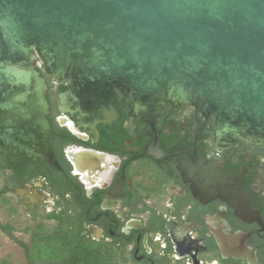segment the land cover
I'll use <instances>...</instances> for the list:
<instances>
[{
    "label": "flooded vegetation",
    "instance_id": "af4514ba",
    "mask_svg": "<svg viewBox=\"0 0 264 264\" xmlns=\"http://www.w3.org/2000/svg\"><path fill=\"white\" fill-rule=\"evenodd\" d=\"M36 69L55 163L0 145V236L21 248L63 219L114 264H264V144L216 141L191 105L138 119L117 88L93 108L61 99L71 77Z\"/></svg>",
    "mask_w": 264,
    "mask_h": 264
},
{
    "label": "water",
    "instance_id": "95a60500",
    "mask_svg": "<svg viewBox=\"0 0 264 264\" xmlns=\"http://www.w3.org/2000/svg\"><path fill=\"white\" fill-rule=\"evenodd\" d=\"M37 65L71 77L61 99L117 88L138 119L191 105L216 141L264 144V0H0V145L55 163Z\"/></svg>",
    "mask_w": 264,
    "mask_h": 264
},
{
    "label": "trees",
    "instance_id": "16d2710c",
    "mask_svg": "<svg viewBox=\"0 0 264 264\" xmlns=\"http://www.w3.org/2000/svg\"><path fill=\"white\" fill-rule=\"evenodd\" d=\"M61 219L59 226L45 228L37 223L30 230L28 242L18 241L23 249V264H114L100 258L96 249L85 241L81 230ZM3 229L10 235V228ZM0 264H16L1 258Z\"/></svg>",
    "mask_w": 264,
    "mask_h": 264
},
{
    "label": "rangeland",
    "instance_id": "374dc122",
    "mask_svg": "<svg viewBox=\"0 0 264 264\" xmlns=\"http://www.w3.org/2000/svg\"><path fill=\"white\" fill-rule=\"evenodd\" d=\"M0 218L3 221L8 218L2 208L0 209ZM9 219L15 223L18 229H21L24 226H26V224H29L22 217H18V218L16 217L15 219L10 217ZM5 257L8 258L11 262L16 264H23L25 261V256L22 251V248L12 243L11 241L7 240L3 236H0V259Z\"/></svg>",
    "mask_w": 264,
    "mask_h": 264
}]
</instances>
